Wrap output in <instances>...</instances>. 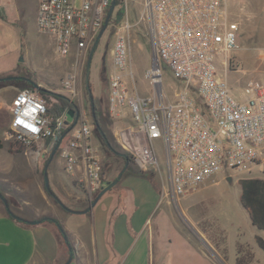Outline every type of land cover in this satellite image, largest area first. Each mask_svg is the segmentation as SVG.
<instances>
[{"label":"built area","instance_id":"built-area-1","mask_svg":"<svg viewBox=\"0 0 264 264\" xmlns=\"http://www.w3.org/2000/svg\"><path fill=\"white\" fill-rule=\"evenodd\" d=\"M112 4L113 0H40L37 27L54 40L59 57L66 59L75 52L79 68L96 44ZM226 9L225 0H144L141 19L148 24L154 58L146 73L153 84L152 96L128 87L134 80V40L126 6V20L107 27L115 41L107 112L121 122L115 137L140 171L153 169L160 174L154 144L163 141L169 195L176 202L215 182L222 173H250L264 165V79L250 82L237 100L219 68L221 62L228 72L230 55L240 48L239 23L230 21ZM166 68L183 83L173 101L162 88ZM79 83L75 70L61 85L75 98ZM126 106L132 119L128 125ZM10 110L7 139L25 146V153L38 159L58 145L65 171L92 203L107 180L103 157L93 143L95 121L89 113L78 109L72 124L66 112L52 117L49 100L33 88L20 90ZM35 144H41L37 151L32 150Z\"/></svg>","mask_w":264,"mask_h":264},{"label":"rangeland","instance_id":"rangeland-1","mask_svg":"<svg viewBox=\"0 0 264 264\" xmlns=\"http://www.w3.org/2000/svg\"><path fill=\"white\" fill-rule=\"evenodd\" d=\"M225 2L230 21L239 23L237 35L240 48L230 55L232 63L228 72H225L221 62L219 68L233 94L237 96L236 99L239 100L244 87L250 82H260L264 79V0ZM38 4L40 0H18L17 3L14 0H1L0 3V18L11 25L20 40L19 51L0 62V80L17 78L0 82V140L4 143V148L0 149V191L7 198L9 205L7 210L10 214L28 219H34L40 213L52 214L55 205L58 204L45 187L46 177L51 191L66 204L70 201L69 204L73 207H76L74 200L77 196L86 200L87 194L79 184L78 191L71 193V197L66 192L56 190L59 180L74 191L72 178L64 169V160L59 151L52 163H48L51 159L50 153L42 152L38 159L30 152L15 154L10 152L9 149L14 142L7 139V133L11 128L12 101L20 90L33 88V83L53 95L69 96L76 107L85 109L92 119L91 100L85 84L88 56L79 68L76 65L75 52L72 51L66 59L58 56L54 40L40 32L37 27ZM125 6L128 19L133 24L134 40L131 45L134 80H129L128 87L131 91H138L142 96H152L153 84L146 78V73L153 66L154 58L148 24L141 19L144 0H125L124 4L115 8L113 21L126 20ZM111 32L112 30L107 28L100 39L90 68L92 94L94 99L102 100V106L107 114L110 96L109 72L113 65L115 45ZM103 65L107 69L106 77L101 74ZM75 70L79 74L80 83L78 95L74 98L63 90L61 83ZM163 82V90L173 101L175 92L181 89L183 83L167 68L163 71ZM46 94L49 105L50 102L54 103V96ZM125 110L127 113L125 124L128 125L132 123V119L128 106ZM66 118L70 124L75 121L72 111L66 112ZM111 121V129L115 133L121 122L112 119ZM93 141L103 157L106 180L114 182L125 166V159L110 155L97 136L93 137ZM162 144V140L154 144L161 162V174L158 170L150 169L143 172L144 179L128 177L124 182V185L130 186L138 197L131 199L125 194L124 198H121L119 212H125L121 220L126 223L127 219L134 217L132 221L140 219L144 224L142 229L134 228L131 231L133 241L126 252L107 260V264H235L239 245L248 246L255 260L264 264V251L257 246L255 240L258 235L264 237V232L252 226L242 206V190L239 183L244 178L264 179V165L253 168L250 173L238 171L222 173L217 176L215 182L205 184L194 194L182 197L176 202L169 195V179ZM37 149L38 145L35 144L32 150ZM133 172L138 175L142 173L132 165L126 170L123 178L133 175ZM118 193L117 189L108 193L105 202L110 204ZM60 211L63 216L62 227L70 233L67 234L68 239L66 236L65 238L75 252V242H71L70 239L75 238L73 237L75 233L88 237L93 234L91 218L89 215L72 217L63 210ZM31 251L29 241L26 240L22 260L30 257Z\"/></svg>","mask_w":264,"mask_h":264},{"label":"crops","instance_id":"crops-1","mask_svg":"<svg viewBox=\"0 0 264 264\" xmlns=\"http://www.w3.org/2000/svg\"><path fill=\"white\" fill-rule=\"evenodd\" d=\"M14 1H16V3L18 2V0ZM19 43L20 40L11 25L8 24L5 19L0 18V62L7 59L12 53H17L20 49ZM37 145L40 146L41 144ZM45 153L50 152L43 151V154ZM50 163H52V161ZM139 175L136 174V172H133V175L130 176L125 175V179L123 178L111 190L116 191L117 189L119 191L118 195L112 198L111 203L108 204L105 202L106 196L111 192L108 191L101 200L98 201L93 210L86 214L78 213L85 211L81 209H76L78 211L75 212L72 211L73 209L66 206L67 204L62 199L60 201L69 210L62 207L59 203H55L56 207H54V213H40V215H37L34 219H28L11 215L3 200L0 198V264H107V260L117 255L124 254L133 241L130 234L131 231L134 230V228L137 230L142 229L144 221L142 222L140 219L132 221L134 217H131L124 223L121 218L125 212H119V202L122 197L124 198L125 194L131 197V199L138 197L137 193L135 194V191L130 189V186L124 185V182L127 181L128 177L143 178L142 175ZM58 181L56 190H59V192H66L70 196L71 193L74 194L75 191H78L73 178L71 182L74 185V191L68 189L63 181ZM81 199L83 198L77 196L74 202L80 201ZM60 210H63V212H66V214L72 217L89 215L91 218L90 223L93 228V234L91 233L88 237L84 234L75 233L73 236L75 238L70 239L71 242H75V252L74 249L70 247V243L67 242L68 238L66 237V239L60 235L59 228L55 223L41 221L44 218H49L58 221L62 226L61 220L63 216ZM29 221H39L40 223L37 225H30L28 223ZM63 230L65 231L66 229L63 228ZM65 232L70 235L69 230ZM26 240L29 241L32 251L30 257L26 260H22L24 243ZM71 249H73L74 253L72 255L70 254Z\"/></svg>","mask_w":264,"mask_h":264},{"label":"trees","instance_id":"trees-1","mask_svg":"<svg viewBox=\"0 0 264 264\" xmlns=\"http://www.w3.org/2000/svg\"><path fill=\"white\" fill-rule=\"evenodd\" d=\"M123 0H117V6L122 5ZM113 20L110 21L109 25H112ZM112 35V32H111ZM32 88V87H31ZM46 93L53 95L51 92H47L46 90L40 91V94L44 97L47 96ZM55 102H50L49 112L52 117H59L67 111H72L75 117L78 114V108L75 105V102L69 96L66 95H53ZM92 112V111H91ZM94 121H95V136L100 139L103 147L106 148L107 152L110 155H115L118 157H122L125 159L126 163H128L127 170L133 165L134 161L131 155L128 152L124 151L121 146L118 144V141L115 137L114 131L111 129V118L105 112L104 107L102 106V100L95 98L94 103ZM107 143H110L114 152L110 151L107 147ZM4 148V143L0 140V149ZM10 152L12 153H23L26 151V147L23 145H19L14 143L10 147ZM57 153V152H56ZM118 154H122L118 155ZM50 156L52 154L50 153ZM104 162V161H103ZM104 171H105V165ZM144 171L140 175L143 176ZM126 173V172H125ZM147 176V175H146ZM154 177V175L152 176ZM108 183H111L108 181ZM242 194H241V202L242 206L247 212L252 226L257 228L260 231L264 232V179L263 178H250V179H241L239 181ZM49 193V192H48ZM71 203V202H69ZM67 204L66 206L73 209L72 211H78L76 209L87 210L90 208L92 203H89V200L81 199L80 201L75 202L76 207H73L71 204ZM41 221H48L49 223H55L60 231V235L62 237H67V233L63 230L62 226L58 223V221H54L53 219L44 218ZM257 246L264 251V237L258 235L255 238ZM71 247V246H70ZM72 248V247H71ZM73 250V249H72ZM72 255L73 252H70ZM235 264H262L255 260V256L250 250L248 246L239 245L238 246V257L237 262Z\"/></svg>","mask_w":264,"mask_h":264},{"label":"water","instance_id":"water-1","mask_svg":"<svg viewBox=\"0 0 264 264\" xmlns=\"http://www.w3.org/2000/svg\"><path fill=\"white\" fill-rule=\"evenodd\" d=\"M115 6H117V0H113V4H112V6H110V9H109V12H108V16H107V21H106V24L104 25V27H103V29H102V31H101V33H100V35H99V37H98V40H97V42H96V44L92 47V50H91V53H90V59H89V64H88V69H87V77H86V87H87V89H88V93H89V97H90V100H91V109H92V118L94 119V103H95V99H94V96H93V94H92V90H91V88H90V68H91V64H92V60H93V56H94V53H95V49H96V47H97V45L99 44V41H100V39L102 38V36L104 35V33H105V31H106V29H107V27H108V25H109V22H110V19H111V17H112V14H113V12H114V10H115ZM11 79H17V78H14V77H9V78H7V79H4V80H0V82H3V81H9V80H11ZM32 85H33V89L35 90V91H38V92H40V91H42V90H44L43 88H41L40 86H37V85H35V84H33L32 83ZM75 119H76V117H75ZM75 125V124H74ZM107 147L110 149V151H112V152H114L113 151V149H112V147H111V145H110V143H107ZM57 148H58V145H57V147H56V149H55V151L52 153V156H51V159H50V161H48V163H50L51 161H53V159H54V156H55V154H56V151H57ZM118 155H121V156H123L122 154H118ZM128 163L129 162H127V163H125V166H124V168H123V170L121 171V173L119 174V176H118V178L114 181V182H111V183H107L106 184V186L103 188V190L99 193V195L96 197V199L94 200V201H92V204H91V206H90V208H88L87 210H85V211H82V212H78V213H80V214H86V213H88V212H91L92 210H93V208L97 205V203H98V201H100L101 200V198L108 192V191H111L121 180H122V178H123V176H124V174H125V172H126V170H127V168H128ZM47 166L48 165H46V168H47ZM47 176V175H46ZM229 181H231V180H229ZM45 187H46V189H47V191L48 192H50V194L56 199V201L62 206V207H65V205L60 201V199L51 191V189H50V185H49V182H48V178L46 177V180H45ZM0 198L3 200V202H4V204H5V206L8 208V204H7V202H6V200H5V198L3 197V195L0 193ZM66 208V207H65ZM66 209H68V208H66ZM69 210V209H68ZM12 215V214H11ZM30 225H37V224H39L40 222L39 221H37V222H28ZM70 261H71V259H70Z\"/></svg>","mask_w":264,"mask_h":264},{"label":"flooded vegetation","instance_id":"flooded-vegetation-1","mask_svg":"<svg viewBox=\"0 0 264 264\" xmlns=\"http://www.w3.org/2000/svg\"><path fill=\"white\" fill-rule=\"evenodd\" d=\"M92 50V49H91ZM91 50H89V55H88V58H87V64H86V66H85V69H86V77H87V69H88V64H89V59H90V53H91ZM93 61V60H92ZM107 69H105V66L103 65V68H102V71H101V74H103V76H105L106 77V71ZM88 90V89H87ZM107 183H108V181H107ZM0 193H1V191H0ZM2 194V193H1ZM3 195V194H2ZM4 197V196H3ZM5 198V197H4ZM7 198H5V200H6ZM6 202H7V204H8V201L6 200ZM7 208V207H6ZM8 209H9V205H8ZM71 252H73V250L71 249ZM74 254V253H73Z\"/></svg>","mask_w":264,"mask_h":264}]
</instances>
